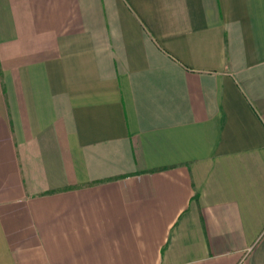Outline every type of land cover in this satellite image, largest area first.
I'll return each instance as SVG.
<instances>
[{"label":"crops","instance_id":"obj_1","mask_svg":"<svg viewBox=\"0 0 264 264\" xmlns=\"http://www.w3.org/2000/svg\"><path fill=\"white\" fill-rule=\"evenodd\" d=\"M0 264H264V0H0Z\"/></svg>","mask_w":264,"mask_h":264}]
</instances>
